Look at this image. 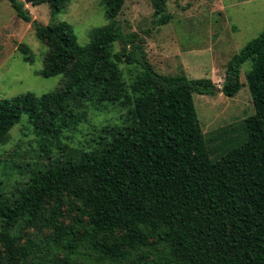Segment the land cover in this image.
Listing matches in <instances>:
<instances>
[{
    "label": "trees",
    "instance_id": "obj_1",
    "mask_svg": "<svg viewBox=\"0 0 264 264\" xmlns=\"http://www.w3.org/2000/svg\"><path fill=\"white\" fill-rule=\"evenodd\" d=\"M72 0H34L62 10ZM126 0H102L108 23L86 44L66 20L41 24L43 68L60 86L0 98V148L27 114L35 132L60 140L88 109L119 104L123 123L104 126L91 147L30 170L7 194L0 181V264H264V29L235 54L219 87L212 78L159 72L139 34L117 17ZM32 20L23 0H9ZM159 24L167 0H154ZM119 42L122 50L114 46ZM26 58L29 46L21 43ZM255 112L246 137L210 157L194 93L234 96L241 67ZM123 65L138 71L126 77ZM76 211L70 222L64 206Z\"/></svg>",
    "mask_w": 264,
    "mask_h": 264
},
{
    "label": "rangeland",
    "instance_id": "obj_2",
    "mask_svg": "<svg viewBox=\"0 0 264 264\" xmlns=\"http://www.w3.org/2000/svg\"><path fill=\"white\" fill-rule=\"evenodd\" d=\"M31 21L17 15L9 0H0V98L32 91L37 95L56 90L63 74L43 76L48 47L35 33L34 21L49 24L66 20L78 41L86 44L94 27L108 23L102 0H72L54 12L48 3L26 2ZM169 21L159 24L154 0H126L117 20L123 32L135 31L149 60L165 74L210 77L222 87L229 60L264 29V0H167ZM29 46L26 58L20 44ZM115 50H122L117 42ZM252 60L241 67L243 85L234 96L194 93L195 105L210 157L222 156L241 142L247 132L244 119L255 112L246 82ZM130 80L138 69L123 65ZM126 111L119 104L88 109L87 118L60 140L38 135L27 114L12 127L0 148V181L7 194L21 186L30 170L50 163L62 153L91 147L104 126L123 123ZM62 218L70 222L76 211L64 206Z\"/></svg>",
    "mask_w": 264,
    "mask_h": 264
},
{
    "label": "water",
    "instance_id": "obj_3",
    "mask_svg": "<svg viewBox=\"0 0 264 264\" xmlns=\"http://www.w3.org/2000/svg\"><path fill=\"white\" fill-rule=\"evenodd\" d=\"M29 1H32L33 2L34 0H26V2H29Z\"/></svg>",
    "mask_w": 264,
    "mask_h": 264
}]
</instances>
